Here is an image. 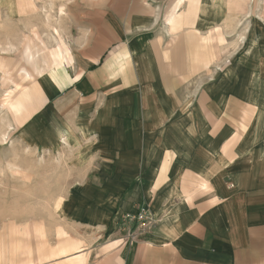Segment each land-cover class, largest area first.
<instances>
[{
    "label": "crops",
    "instance_id": "0c3cea01",
    "mask_svg": "<svg viewBox=\"0 0 264 264\" xmlns=\"http://www.w3.org/2000/svg\"><path fill=\"white\" fill-rule=\"evenodd\" d=\"M0 2L10 20L23 16L22 0ZM183 3L164 29L155 15L130 35H68L72 63L45 73L46 101L20 139L44 156L67 153L72 201L86 205L76 215L108 222L149 211L155 224L137 264H261L264 14L238 62L204 84L206 33L223 40L221 3ZM123 6H111L117 19L101 10L105 22L119 23Z\"/></svg>",
    "mask_w": 264,
    "mask_h": 264
},
{
    "label": "rangeland",
    "instance_id": "374dc122",
    "mask_svg": "<svg viewBox=\"0 0 264 264\" xmlns=\"http://www.w3.org/2000/svg\"><path fill=\"white\" fill-rule=\"evenodd\" d=\"M22 1L23 16L14 21L0 8V264H137L142 234L138 223L125 215L108 222L76 215L78 203L86 205L72 201L67 153L44 156L26 148L21 129L46 101L48 69L72 63L76 44L68 35L82 40L86 35H130L148 25L150 17L155 21V15L164 29L178 22L186 0H124L119 23H106L101 10L117 19L112 11L117 8L111 6L121 0ZM219 3L217 26L223 40L212 29L206 33L210 42L205 56L215 65L207 69L211 62L205 59L206 71L200 75L204 84L237 63L263 26L264 0ZM140 17L145 22L139 23ZM86 57L94 61L99 55L92 50ZM256 90L261 116L255 134L264 142V88ZM261 255L264 264V244Z\"/></svg>",
    "mask_w": 264,
    "mask_h": 264
},
{
    "label": "built area",
    "instance_id": "2783aa9c",
    "mask_svg": "<svg viewBox=\"0 0 264 264\" xmlns=\"http://www.w3.org/2000/svg\"><path fill=\"white\" fill-rule=\"evenodd\" d=\"M126 219L138 223L141 233L148 232L155 224L154 218L150 215L146 208L137 209L133 214H126Z\"/></svg>",
    "mask_w": 264,
    "mask_h": 264
},
{
    "label": "bare ground",
    "instance_id": "6f19581e",
    "mask_svg": "<svg viewBox=\"0 0 264 264\" xmlns=\"http://www.w3.org/2000/svg\"><path fill=\"white\" fill-rule=\"evenodd\" d=\"M249 16V15H248ZM229 20V19H228ZM32 54V53H31ZM55 61V60H54ZM34 63V62H33ZM30 75V74H29ZM30 77V76H29ZM64 137V136H63Z\"/></svg>",
    "mask_w": 264,
    "mask_h": 264
}]
</instances>
